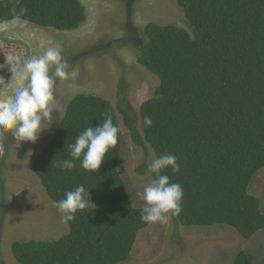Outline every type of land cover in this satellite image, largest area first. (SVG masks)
Returning <instances> with one entry per match:
<instances>
[{
    "label": "trees",
    "instance_id": "obj_1",
    "mask_svg": "<svg viewBox=\"0 0 264 264\" xmlns=\"http://www.w3.org/2000/svg\"><path fill=\"white\" fill-rule=\"evenodd\" d=\"M191 34L176 26L148 24L147 40L137 62L156 76L159 86L139 108L136 121L129 109L124 81L117 86L116 110L134 146L155 157L171 153L179 174L172 182L184 191L183 212L174 226L224 225L250 239L264 229L259 201L247 190L264 168V0H177ZM23 10V11H21ZM19 20L59 32L78 29L85 20L78 0H4L0 25ZM114 108L86 94L73 97L50 142L35 158L33 171L55 204L67 190L83 184L95 208L78 212L68 232L51 242H14L18 264H119L125 261L139 231L141 208L133 207L117 172L118 144L96 173L80 168L61 170L68 145L89 126H99ZM152 126H144V118ZM141 165L137 172L144 174ZM4 192L0 183V220ZM232 264H253L239 252Z\"/></svg>",
    "mask_w": 264,
    "mask_h": 264
},
{
    "label": "rangeland",
    "instance_id": "obj_2",
    "mask_svg": "<svg viewBox=\"0 0 264 264\" xmlns=\"http://www.w3.org/2000/svg\"><path fill=\"white\" fill-rule=\"evenodd\" d=\"M4 1V0H0ZM84 7L85 20L70 32L41 28L19 20L0 25V64L6 57L23 61L57 48L71 68L66 79L55 87L53 123L32 143L16 141L0 132V183L4 206L0 220V264H18L11 251L14 242H51L68 232L67 223L56 204L47 196L33 171L35 158L50 142L68 102L80 94L99 97L115 110L121 130L117 172L125 194L133 207L143 208L137 195L152 177L147 165L154 158L132 143L128 130L116 110L117 86L124 81L127 105L136 121L141 104L152 98L159 80L136 59L144 43L148 24L176 26L191 34L177 0H78ZM7 65L0 69V99L12 95L14 85ZM143 165L144 174L137 169ZM247 192L259 201L264 214V168L254 175ZM239 252L250 255L253 264H264V229L250 239L242 238L228 226L209 227L149 224L138 232L128 258L119 264H232Z\"/></svg>",
    "mask_w": 264,
    "mask_h": 264
},
{
    "label": "clouds",
    "instance_id": "obj_3",
    "mask_svg": "<svg viewBox=\"0 0 264 264\" xmlns=\"http://www.w3.org/2000/svg\"><path fill=\"white\" fill-rule=\"evenodd\" d=\"M23 11V10H21ZM147 40V37H144ZM12 74L14 85L12 95L0 99V132L10 134L16 141L35 143L40 135L53 123L55 87L58 80L66 79L71 65L61 51L50 47L40 55H33L21 61L15 56L6 57L5 64ZM105 119L99 126H89L69 144V158L57 162L61 170L76 168L79 161L81 169L96 173L110 149L118 144L120 128L113 123L110 112L104 113ZM144 126L151 127L152 119L146 116ZM0 150L3 145L0 144ZM170 169L179 174L181 166L177 156L166 153L151 159L146 175L151 176L150 183L137 195L144 202L141 220L145 223L167 225L172 217H179L183 212L184 191L179 183L172 182ZM61 220L73 222L77 213L95 208L91 202L90 191L83 184L64 193V198L56 202Z\"/></svg>",
    "mask_w": 264,
    "mask_h": 264
}]
</instances>
